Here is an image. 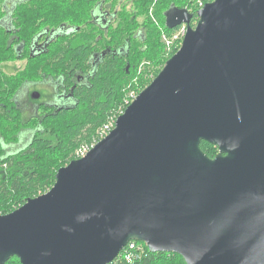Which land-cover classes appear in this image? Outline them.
I'll return each mask as SVG.
<instances>
[{
	"label": "water",
	"instance_id": "water-1",
	"mask_svg": "<svg viewBox=\"0 0 264 264\" xmlns=\"http://www.w3.org/2000/svg\"><path fill=\"white\" fill-rule=\"evenodd\" d=\"M196 15L166 10L186 25L177 51L51 188L0 214V264H108L131 240L185 264H264V0Z\"/></svg>",
	"mask_w": 264,
	"mask_h": 264
},
{
	"label": "trees",
	"instance_id": "trees-1",
	"mask_svg": "<svg viewBox=\"0 0 264 264\" xmlns=\"http://www.w3.org/2000/svg\"><path fill=\"white\" fill-rule=\"evenodd\" d=\"M209 1L28 0L16 6L12 15L14 32L0 29V65L16 59L12 43H27L41 28L57 27L61 23L74 28L63 38L65 50L63 46L54 45L48 59L44 56L29 58L27 65L14 75L0 72V100L12 99L25 81L54 77L38 75L44 71L59 74L58 82L66 81L65 90L72 91L74 101L69 107L40 110L39 117L35 110H29V116H35L31 124L27 119L24 121L21 114L13 117L6 107H0V214L14 210L28 198L51 188L58 168L74 159L75 150L91 142L98 129L117 114L126 90L132 84H138V88L149 84L150 81L143 83L139 74L154 71L156 76L164 62L177 51L178 44L172 48L165 41L177 29L165 25L166 10L171 5L186 8L192 14L190 25L194 26L199 3ZM98 3L112 17L106 28H100L91 20L90 10ZM120 47L123 51L114 53ZM101 49L105 51L104 57L94 71L71 89L75 82L72 79L75 80L77 73H88L90 57ZM27 125L34 131L25 147L3 156L2 137L16 142L19 132ZM200 146L210 157L217 152V147L206 141H201ZM135 242L144 250L140 258L128 263L119 253L108 264H185L176 253L150 252L144 242ZM13 261L20 264L16 257L5 264Z\"/></svg>",
	"mask_w": 264,
	"mask_h": 264
},
{
	"label": "flooded vegetation",
	"instance_id": "flooded-vegetation-1",
	"mask_svg": "<svg viewBox=\"0 0 264 264\" xmlns=\"http://www.w3.org/2000/svg\"><path fill=\"white\" fill-rule=\"evenodd\" d=\"M26 2H28V0H0V12L2 13L0 14V29H2L3 32H14L12 16L13 12L17 5ZM90 13L92 17L91 20L95 24H98L100 28H106L112 18L109 14V11L104 10L100 3L94 5L90 10ZM73 28L74 26L66 25L65 23H61L57 27L52 28L45 26L41 28L27 43H24L23 41L12 43V49L16 55V59L2 63L0 65V72L7 76L14 75L17 70L25 66L26 63L18 66L13 65H17V62L22 59L25 62L28 61L29 58L34 59L43 56L48 59L51 56V54L48 53H50L54 45L63 46V49L65 50L64 47L66 46V41L63 38L65 35L70 34L73 31ZM78 28L79 27H77L76 29ZM9 38L12 39L11 37ZM123 49V47H120L118 51H114V53H121ZM104 53L105 51L101 49L100 51L92 54V56L90 57V70L88 71V73H85V75H83L82 73H77L75 80L72 79V81L75 82H73L71 89L74 88L76 83L84 81V77L88 76L90 72L94 71V68L98 64L99 60L104 57ZM13 66L14 68H17L15 71L6 70ZM126 70H128V65L126 66ZM38 75L41 77L53 75L54 77L52 79L46 78L45 80L37 79L25 81L21 84V87H19V90H17L16 94H13V96L11 97L12 99L0 100V107H6L9 112L13 113V117H17L18 114H21L24 121L26 119L28 120V124H31L33 122V119L35 118V116L32 117V114L29 116V110H35L38 113L39 117L40 110H43L45 112L46 109L50 110L65 108L72 105L74 101L72 91L69 92L65 90L66 81L64 79H60V82H58L56 76H58L59 74L55 72L43 71L38 72ZM39 87H41V89H39ZM21 130L22 131L19 132L20 136L18 137V141L16 142L8 140L7 137H2L1 148L3 149V156L10 154L12 151H18L19 149L25 147V145L27 144L26 142L29 138H27L20 144L21 135L25 136L26 134H30L29 137H31L34 131L33 128H30V126L28 125L25 127L23 126Z\"/></svg>",
	"mask_w": 264,
	"mask_h": 264
},
{
	"label": "built area",
	"instance_id": "built-area-1",
	"mask_svg": "<svg viewBox=\"0 0 264 264\" xmlns=\"http://www.w3.org/2000/svg\"><path fill=\"white\" fill-rule=\"evenodd\" d=\"M199 6L202 7L203 4L200 2ZM177 34H174L171 38L165 39L166 44H172L174 41H178V46H180V43L182 41V38L186 32V25L182 24L177 27L176 29ZM130 103V102H129ZM127 103V104H129ZM124 109H119L117 114L110 117L108 121H106L97 131L95 138L91 142H86L81 144L76 150H75V158H80L84 156L91 147H93L100 139L105 137L110 130L113 129L115 124L116 117L123 112ZM144 250L143 248L138 245L134 240L129 241L126 246H124L119 253H121L120 257L128 262L131 263L132 261L140 258L143 254ZM118 253V254H119Z\"/></svg>",
	"mask_w": 264,
	"mask_h": 264
},
{
	"label": "rangeland",
	"instance_id": "rangeland-1",
	"mask_svg": "<svg viewBox=\"0 0 264 264\" xmlns=\"http://www.w3.org/2000/svg\"><path fill=\"white\" fill-rule=\"evenodd\" d=\"M174 34H177V32H176V30H174L172 33H171V35L168 37V38H171ZM177 44H178V41H174V43H172L171 44V47L172 48H174L173 46L175 45V46H177ZM25 63H27V61L25 62L23 59L22 60H20V61H18L17 62V65H15V64H13L14 66H18V65H23V64H25ZM165 63V62H164ZM25 65H27V64H25ZM164 65V64H163ZM14 66L13 67H10L9 69H6L7 71H15L17 68H14ZM163 67V66H162ZM140 76L139 77H142V80H143V83H146V82H149V81H151L153 78H154V76H155V72L154 71H149V72H141L140 74H139ZM137 82V81H136ZM135 82V83H136ZM150 83V82H149ZM148 85V84H147ZM147 85H145V86H147ZM144 86V87H145ZM143 87V86H142ZM141 86L138 88V84H136V86H134V84H132V87H130V88H128L127 90H126V94H125V96L123 97V99H122V103H119V109H125V107L128 105L127 103H129V102H131L133 99H134V97L144 88H142ZM39 89H41V87H39ZM138 89H140V90H138ZM27 101V100H26ZM26 104V103H25ZM22 131V130H21ZM20 131V132H21ZM29 135L30 134H26L25 136H22L21 135V139H20V144H21V142H23V141H25L27 138H29ZM20 136V135H19ZM64 166V165H63ZM62 167V166H61ZM11 264H16V262H12Z\"/></svg>",
	"mask_w": 264,
	"mask_h": 264
}]
</instances>
